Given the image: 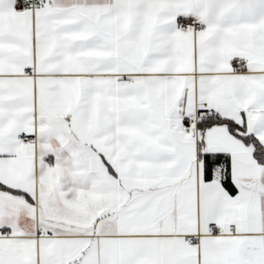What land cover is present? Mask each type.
Returning a JSON list of instances; mask_svg holds the SVG:
<instances>
[{
  "label": "snow or ice",
  "instance_id": "1",
  "mask_svg": "<svg viewBox=\"0 0 264 264\" xmlns=\"http://www.w3.org/2000/svg\"><path fill=\"white\" fill-rule=\"evenodd\" d=\"M0 264H264V0H0Z\"/></svg>",
  "mask_w": 264,
  "mask_h": 264
}]
</instances>
